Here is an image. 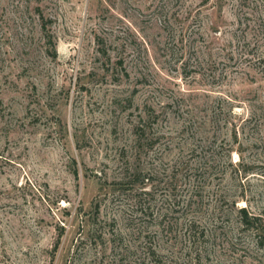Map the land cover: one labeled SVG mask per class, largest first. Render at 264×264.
<instances>
[{
	"label": "rangeland",
	"instance_id": "obj_1",
	"mask_svg": "<svg viewBox=\"0 0 264 264\" xmlns=\"http://www.w3.org/2000/svg\"><path fill=\"white\" fill-rule=\"evenodd\" d=\"M0 264H264V0H0Z\"/></svg>",
	"mask_w": 264,
	"mask_h": 264
},
{
	"label": "trees",
	"instance_id": "obj_2",
	"mask_svg": "<svg viewBox=\"0 0 264 264\" xmlns=\"http://www.w3.org/2000/svg\"><path fill=\"white\" fill-rule=\"evenodd\" d=\"M48 41H50V38L48 39ZM241 211H242V212H245L244 208H241Z\"/></svg>",
	"mask_w": 264,
	"mask_h": 264
}]
</instances>
